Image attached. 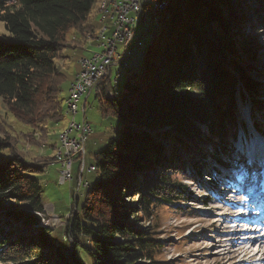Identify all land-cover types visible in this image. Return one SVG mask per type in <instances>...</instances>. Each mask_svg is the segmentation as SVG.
I'll use <instances>...</instances> for the list:
<instances>
[{"label":"trees","instance_id":"obj_1","mask_svg":"<svg viewBox=\"0 0 264 264\" xmlns=\"http://www.w3.org/2000/svg\"><path fill=\"white\" fill-rule=\"evenodd\" d=\"M101 1L0 0L7 35L0 38V102L19 123L53 130L62 122L71 86L62 97L65 69L57 64L66 50H82L95 40L88 39L96 33L90 16L95 10L97 18ZM252 1L260 7L256 27H251L255 34L235 23L238 0H165L156 23L159 36L145 48L140 72L124 82L117 97L108 78L100 83L105 113L118 118L122 128L119 138L109 139L94 157L96 182L79 219L77 199L72 202L64 224L65 249L53 241L51 230L38 226L44 206L32 175L42 167L16 159L11 137L0 138V154L9 152L0 159V215L5 220L0 261L155 264L161 245L153 231L137 224L140 218L154 222L162 207L194 200L180 180L196 182L204 175L211 181L207 159L229 165L221 157L235 149L237 98L249 100L250 121L264 135V123L258 122L264 116V101L258 99L264 98V89L249 74L257 73L256 56L264 51L256 41V31L264 33V0ZM5 204L12 208L6 211ZM23 229L31 232L14 235Z\"/></svg>","mask_w":264,"mask_h":264},{"label":"rangeland","instance_id":"obj_2","mask_svg":"<svg viewBox=\"0 0 264 264\" xmlns=\"http://www.w3.org/2000/svg\"><path fill=\"white\" fill-rule=\"evenodd\" d=\"M230 1L232 2L234 0ZM238 1H240L238 3L240 12L237 13L238 18L235 23L245 32L255 34L252 31L254 28L251 27H256V15L260 7L252 0ZM236 9L235 7V10ZM94 11L95 10H93L90 19L93 26L96 28L95 31H97L101 24L99 22V15L98 20L94 17ZM131 15L132 14H129L128 16ZM147 22L148 19L144 16L143 26H145ZM105 24L108 25L109 22L106 21ZM261 32V30L256 31V41L259 44H264V33ZM2 36L7 35L3 24L0 23V38H2ZM158 36L159 29L156 27L152 28L150 32L147 33V36L145 38L143 37L144 39L142 41L140 40L139 50L134 49L131 52L130 69L125 71V73L121 72V76L116 82L114 81L118 66L112 65L110 67L108 83L110 91L115 97L122 91L124 82L134 79L140 72L143 66L145 48L152 41L156 40ZM117 45L121 46L120 43ZM97 46L98 42L92 40L89 41L82 50L68 49L63 53L64 60L61 58L57 64L59 67L61 66V68L64 67L65 69V82L62 97L67 96L69 87L74 81L76 74L79 72V61L84 58H89L92 53L97 52ZM118 49L120 51L121 48L118 47ZM243 63L248 65L246 61ZM254 66L257 69V73L249 72V74L261 82L264 89V51H260L257 54ZM237 99V120L240 123V126L238 125V132L239 135H241L239 131L241 128L244 136L241 137L240 142L237 143L236 141L234 148L237 146L239 149L242 148L244 150V155L241 156L236 153L235 148L228 157H221L224 163L229 164L226 166V169H223L221 164L215 162L212 158L207 159L209 171L212 172L211 181L204 175H199L196 178V182L180 180L193 194L194 200H189L188 202H175V205H171L170 207H162L155 211L154 215L157 218L154 222L140 218V222L137 224L139 229L148 227V229L153 231L155 239L158 240L161 245L155 264H258V262H250L254 258L250 261L247 259L241 261L242 250L240 251L237 247L230 249L231 255L222 256L223 252L229 250L227 247L234 241L232 235L236 234L237 237H241L245 235L264 234V230L260 231L259 229V227L264 228V222H262L264 218L256 220L257 222L255 224L248 219L236 220L237 214L240 211L241 213L247 212L245 215H249V218H255L256 215L264 213L263 203L260 208L254 207V200L258 197L259 199H261L260 197L262 196L264 197V193H260L264 183V167H262V165H257L258 163L264 164L261 161L263 157H259L260 149H257L259 147L264 148V135H259L253 128L252 123L249 122V100L246 99V102H244L239 98ZM258 99L264 101L263 97ZM84 101L85 121L92 130V133L85 141V171L82 173L80 182L78 173L79 165L78 162H74L71 181L65 185H60L58 183L57 172L60 171V164L55 163V161L53 159L50 160V158L56 153L54 150L58 147L57 137L66 130L68 123L71 121V117L63 115L64 119L59 125L54 127L53 130L50 127L47 130H41L39 128L32 129L15 120L0 102V133L2 130L5 133L2 136L0 134V138L5 135L11 137L10 144L16 159L19 161L22 159L21 161L33 167H42L41 173L32 175L41 187L40 199L44 206L43 214L40 215L41 221L38 226L51 230L53 241L61 245L64 249L66 248L65 238H67L64 234V224L69 218V214L73 212L74 208L72 207V202L77 199L76 212L77 218L79 219L80 208L83 206L86 193L90 191L93 184L96 182V173H88L86 169L94 165V157L104 150L109 139L119 138L122 128V124L118 118L112 116L110 113H105L107 108L103 97L99 94L96 97L93 92L88 95L85 94L78 103L79 110L74 118L75 124H78L82 120L81 107ZM258 122L261 124L264 123L263 115H259ZM51 145L55 146L54 150L50 148ZM253 146H255L254 150L252 149ZM8 155V151H3L0 154V159H4ZM231 159L234 161L237 160L238 164L235 165L234 161H231ZM242 159L243 161H241ZM250 160L260 162L251 165ZM260 171H263V173L260 174L261 176L258 175ZM80 183L81 187L79 188L78 186ZM227 190L230 192L237 191V193H227ZM256 193L258 196L253 198L252 195ZM222 198H225V201H227L226 205L221 201ZM231 200L237 202L238 206L231 204ZM133 201H135V199ZM255 203L260 204V202L258 203V199ZM249 205L250 210L244 211L249 208ZM4 207L7 209L6 211L12 208L8 204H5ZM254 209H257V211ZM228 210L233 212L231 216L227 217L230 223H225V221L221 222L222 214ZM234 214L236 217H233ZM223 219L225 220V218ZM4 221L3 216L0 215V225L4 224ZM245 227L247 228L245 229ZM30 232V230L23 229L18 230L14 235H28ZM71 241H69V243H71ZM0 264H4V262L0 261ZM136 264L150 263L147 261H139Z\"/></svg>","mask_w":264,"mask_h":264},{"label":"built area","instance_id":"obj_3","mask_svg":"<svg viewBox=\"0 0 264 264\" xmlns=\"http://www.w3.org/2000/svg\"><path fill=\"white\" fill-rule=\"evenodd\" d=\"M141 1L114 0V5L108 6V16L114 17V27L102 29L98 37V51L92 53L89 58L81 59L78 63L79 72L72 82L71 99L68 102L71 120H74L77 115L78 103L85 94L93 92L96 96L98 95L99 85L105 78L109 79L112 65L118 66L114 82L120 78L121 68L130 66L131 51L138 49V43L153 26L151 9L162 10L165 6L161 0H153L150 10L145 12L148 22L143 26L144 17H136V8ZM129 14L132 15L128 16ZM119 43L121 46L117 45ZM118 47L121 48L120 51ZM106 86L107 84L103 85V87ZM81 109V122L78 123V127H70L68 133H60V157H53L55 163L60 164L58 181H62V185L71 181L74 162H78L79 165V180L85 171V141L92 130L85 121L84 107ZM86 172L89 173V167ZM78 187H81V183Z\"/></svg>","mask_w":264,"mask_h":264},{"label":"bare ground","instance_id":"obj_4","mask_svg":"<svg viewBox=\"0 0 264 264\" xmlns=\"http://www.w3.org/2000/svg\"><path fill=\"white\" fill-rule=\"evenodd\" d=\"M112 5H114V0H102V2L100 3V6H99V18H100L99 19V22H100L101 26L96 31V33H94L95 36L92 37L91 35H89L88 36V39H90V40L91 39H95L96 41H98V37H100V32L102 31V29H104V28L105 29H112L114 27V17L113 16H108V6H112ZM150 8H151V4H149L146 0H142L141 3H140V5L137 6V8H136V17H144L145 16V12L147 10H150ZM158 11H159V9H151V22L153 23V25L156 24L157 21H158ZM106 21L109 22L108 25L105 24ZM139 44L140 43H138V48H139ZM130 67L131 66H128L127 68H121V72L127 71L128 69H130ZM71 89H72V85H71V88H70V91H69L68 98H67L66 102L64 101L65 102V115L66 116H69V117H71V112L68 111V102L71 99ZM108 96H109V98H112V95L110 93L108 94ZM70 127H78V124H75L74 123V120H71L68 123V126H67L66 130L64 132H62V133H68V130H69ZM57 144H58V147L55 150L56 153L54 154L53 157H60V148H59V145H60V134L57 137ZM254 148H255V146L252 147L253 150H254ZM257 149H260V151H259V153H260L259 154V157H263L261 161H262V163H264V148L259 147ZM258 162H260V161H257L256 162V161H251L250 160V164L251 165H253V163H258ZM257 165L258 166L259 165H262V167H264V164H261V163H258ZM95 171L96 170H95V167L94 166H89V172H95ZM262 173H263V171H260L258 173V175L261 176L260 174H262ZM58 183L60 185H62V181H58ZM227 193H237V191L230 192L229 190H227ZM226 198H227V195H226ZM221 201L225 205L227 204V201H225V198H222ZM263 202H260V204H257V206H254V207H259L260 208ZM231 204L238 206L237 205V202L232 201V200H231ZM248 210H250V205H249V208L247 210H244V211H248ZM246 213L247 212L241 213V211H240L237 214V217H236L235 214H234L233 217H236V220L237 219H239V220L240 219H248L250 221H253V219H254L256 221V220L260 219L259 217H257V218L250 217L249 218V215L248 216L245 215ZM232 214H233V212L231 210H228L227 212L223 213L222 214V218H221V222H224L225 221V223H230V221L227 220V217L228 216H231ZM223 218H225V220ZM236 220H235V222H236ZM262 222H264V220ZM252 227H253V225H252ZM246 228L247 227H245V229ZM259 229H260V231L263 230V228H261V227H259ZM232 237H234L233 243L230 244L227 247L229 250L224 251L223 254H222V256H224V257L225 256H228L230 254V249L231 248L233 249V247H237L240 251L242 250L241 251L242 252L241 253V255H242L241 261H245L246 259L250 261V260H252L254 258L250 262H258L259 264H264V234L263 235H245V236H241V237H237L236 234H234V235H232Z\"/></svg>","mask_w":264,"mask_h":264},{"label":"water","instance_id":"obj_5","mask_svg":"<svg viewBox=\"0 0 264 264\" xmlns=\"http://www.w3.org/2000/svg\"><path fill=\"white\" fill-rule=\"evenodd\" d=\"M161 1L165 4V6H164V8H163L162 10H159V11H158V21H159V18H160V14H161V12H162V11L165 9V7H166L165 0H161ZM156 26H157V24H155L154 26H152L151 28H149L148 32H150V30H151L152 28H156ZM148 32H147V33H148ZM147 33L145 34L144 38L147 36ZM144 38H143V39H144ZM143 39H142V40H143ZM142 40H141V41H142Z\"/></svg>","mask_w":264,"mask_h":264},{"label":"crops","instance_id":"obj_6","mask_svg":"<svg viewBox=\"0 0 264 264\" xmlns=\"http://www.w3.org/2000/svg\"><path fill=\"white\" fill-rule=\"evenodd\" d=\"M97 19H98V16H97ZM98 25H99V24H98ZM84 103H85V101L83 102L82 107H84ZM82 107H81V108H82ZM55 165H57V164H55ZM57 175H58V172H57Z\"/></svg>","mask_w":264,"mask_h":264}]
</instances>
